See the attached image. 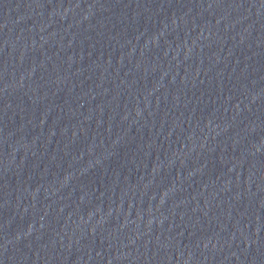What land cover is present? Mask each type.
<instances>
[{
    "label": "water",
    "instance_id": "water-1",
    "mask_svg": "<svg viewBox=\"0 0 264 264\" xmlns=\"http://www.w3.org/2000/svg\"><path fill=\"white\" fill-rule=\"evenodd\" d=\"M0 264H264V0H0Z\"/></svg>",
    "mask_w": 264,
    "mask_h": 264
}]
</instances>
